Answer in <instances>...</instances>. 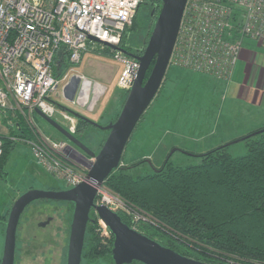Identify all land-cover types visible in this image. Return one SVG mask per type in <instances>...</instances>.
Returning a JSON list of instances; mask_svg holds the SVG:
<instances>
[{
  "label": "built area",
  "instance_id": "obj_1",
  "mask_svg": "<svg viewBox=\"0 0 264 264\" xmlns=\"http://www.w3.org/2000/svg\"><path fill=\"white\" fill-rule=\"evenodd\" d=\"M142 2L0 0V110L21 115L32 129L37 110L53 119L59 113L74 132L76 119L58 108L54 97L63 95L65 85L77 75L80 84L73 104L89 111L96 108L105 88L98 92L99 84L75 73L74 66L99 45L108 47L91 38L121 47L122 35ZM246 38L264 45V0H188L170 65L230 79ZM114 52L123 65L118 86L128 92L140 63L120 50ZM26 141L37 164L69 188L87 182L88 167L73 161L69 141L50 137ZM3 149L0 138V157ZM95 203L117 213L127 210L124 201L105 186L99 188ZM100 223L109 235V229Z\"/></svg>",
  "mask_w": 264,
  "mask_h": 264
},
{
  "label": "rangeland",
  "instance_id": "obj_2",
  "mask_svg": "<svg viewBox=\"0 0 264 264\" xmlns=\"http://www.w3.org/2000/svg\"><path fill=\"white\" fill-rule=\"evenodd\" d=\"M152 12L150 5L138 9L136 15L141 21L140 28L133 31L128 27L124 31L129 36L128 44L131 48H139L148 41L154 26L151 22ZM243 48L258 54L261 57L259 62L262 63L260 65L257 61L239 59L234 67V75L229 81L188 69L171 71L161 94L154 99L144 119L135 129L125 149L124 160L130 162L149 158L155 166H159L171 155L174 163L186 165L192 161L187 155L188 151L202 153L233 140L216 143L213 140L216 131L220 135L238 129L246 133L263 126L264 76L263 80L258 82L256 73L264 69V45L257 40L246 38ZM100 50L106 51L105 48L96 47L83 57L80 64L74 66L75 73L83 74L99 84L98 92L105 88L95 111L67 101L62 93L54 97L53 102L60 109L66 108L101 126H107L117 118L128 92L118 86L123 65L116 60L114 53L103 54ZM251 74H254V78ZM259 103L262 105L257 108L255 104ZM54 118L69 128L70 123L59 113ZM34 122V133L31 134L27 130V138L18 133L16 145L9 150L1 164L0 215L6 214L14 202L29 190L69 188L64 180L58 179L37 164L31 145L26 141L31 135L33 138L30 140L36 142L42 137L55 140L65 138L38 114L34 116ZM0 136L13 138L1 117ZM106 136V131L97 129L84 139V144H88L92 151L98 152L99 144ZM234 149L236 154L244 152L243 147L237 144ZM148 170L151 171L150 166L147 167ZM142 172V168L133 170L134 175ZM73 210L71 204L63 202L40 201L31 205L20 221L15 264H66ZM50 217L53 218L52 222L46 227H40V224L46 223ZM5 232L6 228L1 229L0 264ZM82 264L86 262L82 261Z\"/></svg>",
  "mask_w": 264,
  "mask_h": 264
},
{
  "label": "trees",
  "instance_id": "obj_3",
  "mask_svg": "<svg viewBox=\"0 0 264 264\" xmlns=\"http://www.w3.org/2000/svg\"><path fill=\"white\" fill-rule=\"evenodd\" d=\"M151 7H157L158 14L159 2L155 1ZM140 22L136 15L131 30L140 28ZM151 22L154 23L153 17ZM127 35L125 32L120 46L129 50L132 48ZM98 47L105 48L106 51L100 50L103 54L115 53L108 47ZM172 67L156 97L169 80ZM17 116L0 110L3 123L13 134L12 139L0 136L4 143L0 169L6 154L16 145L18 133L25 138L27 130L34 133L26 120ZM97 129L85 120L77 119L73 134L84 142ZM30 137L32 140L33 136ZM105 139L100 142L99 150ZM236 144L243 147L242 154L235 153ZM187 155L192 161L186 165L174 163L170 155L159 166L149 158L126 162L123 157L121 167L104 184L126 204V211H118L123 222L163 246L204 263L264 264V125L230 143L202 153L188 151ZM149 166L151 171H147ZM138 168L143 172L134 175L133 170ZM10 210L0 215V232L6 228ZM90 217L83 261L86 264H115L113 235L109 230V235L104 233L95 211ZM132 264L143 263L135 261Z\"/></svg>",
  "mask_w": 264,
  "mask_h": 264
},
{
  "label": "water",
  "instance_id": "obj_4",
  "mask_svg": "<svg viewBox=\"0 0 264 264\" xmlns=\"http://www.w3.org/2000/svg\"><path fill=\"white\" fill-rule=\"evenodd\" d=\"M160 4L153 9L154 26L140 55L129 53L126 49L109 45L96 38L93 41L105 44L113 50H120L140 63V68L123 107L115 121L107 126H101L90 119L70 112L76 119L85 120L98 129L108 132V135L98 153L89 149L71 131L57 120L45 115L40 110L36 113L51 127L58 131L70 147L80 152L85 158H93L88 166V179L75 187L64 190H29L19 197L10 210L6 224L4 251L1 264H15L17 233L20 220L26 209L40 201L69 203L73 206V216L70 226L67 262L66 264H82L90 214L95 211L100 221L109 229L114 237L112 258L115 264H208L181 255L150 239L136 229L125 224L119 213L105 205H97L98 190L104 186L106 179L121 167L125 149L140 120L159 93L167 72L176 41L180 32L184 11L188 0H157ZM154 66L147 78V74ZM80 78L71 77L63 89V97L73 103L79 88ZM50 218L40 227L51 222Z\"/></svg>",
  "mask_w": 264,
  "mask_h": 264
},
{
  "label": "crops",
  "instance_id": "obj_5",
  "mask_svg": "<svg viewBox=\"0 0 264 264\" xmlns=\"http://www.w3.org/2000/svg\"><path fill=\"white\" fill-rule=\"evenodd\" d=\"M245 60V61H257L260 65H261V63L259 62L260 60H261V57H259L258 56V54H256V53H253V52H250V51H248V50H246V49H243V51H242V54H241V57H240V60ZM239 60V61H240ZM244 62V61H243ZM241 64H242V61H241ZM243 67H244V64H243ZM175 69H182V68H178V67H172V69H171V71H174ZM171 73V72H170ZM264 74V69H262V70H260V71H258L257 73H256V75H257V77H258V82L260 81V80H263V75ZM83 75V74H82ZM232 75H234V74H232ZM232 75H231V77H232ZM237 75L239 76V78H240V75L237 73ZM85 76V75H84ZM251 77L252 78H254V74H251ZM231 79V78H230ZM230 79H227L228 81L230 80ZM263 82V81H262ZM97 91H100V86H98L97 87ZM255 103H257V102H255ZM256 105V107L257 108H259V107H261V105L262 104H255ZM259 106V107H258ZM93 111H95V109L93 110ZM215 135V138L213 139L214 141H216V143H225V142H227V141H229V140H231V139H234V138H236V137H239V136H241V135H243L244 134V130H241V129H238V130H233L232 132H230V133H227V134H225V135H220L217 131L214 133Z\"/></svg>",
  "mask_w": 264,
  "mask_h": 264
},
{
  "label": "flooded vegetation",
  "instance_id": "obj_6",
  "mask_svg": "<svg viewBox=\"0 0 264 264\" xmlns=\"http://www.w3.org/2000/svg\"><path fill=\"white\" fill-rule=\"evenodd\" d=\"M155 1H157V0H143V2H142V4H141V6H146V5H150V6H152L154 3H155ZM158 2V1H157ZM144 45H145V43L144 44H142V46L141 47H139V48H136V49H129V50H127L129 53H132V54H136V55H140V54H142V49H143V47H144ZM78 137V136H77ZM78 139L81 141V142H83L79 137H78ZM84 143V142H83ZM87 146V145H86ZM88 147V146H87ZM89 148V147H88ZM89 149H91L92 150V148H89ZM94 151V150H93ZM95 152V151H94ZM99 152V151H98ZM98 152H96V153H98ZM69 153H70V155H71V157H72V159H73V161L77 164V165H79V164H81V165H84V166H86V167H88L91 163H90V160H89V158L87 159V158H85L80 152H78V151H76V150H74L73 148H69ZM35 204V203H34ZM33 205V204H32ZM30 207V206H29ZM28 207V208H29ZM27 208V209H28ZM26 209V210H27ZM24 214V213H23ZM51 218V217H50ZM49 218V219H50ZM22 219V218H21ZM48 219V220H49ZM47 220V221H48ZM52 220H53V218H52ZM52 220H51V222H52ZM21 221V220H20ZM46 221V222H47ZM50 222V223H51ZM49 223V224H50ZM49 224H47L46 226H48ZM19 225H20V223H19ZM45 226V227H46ZM18 229H19V227H18Z\"/></svg>",
  "mask_w": 264,
  "mask_h": 264
},
{
  "label": "clouds",
  "instance_id": "obj_7",
  "mask_svg": "<svg viewBox=\"0 0 264 264\" xmlns=\"http://www.w3.org/2000/svg\"><path fill=\"white\" fill-rule=\"evenodd\" d=\"M92 81V80H91ZM72 115V114H71ZM75 118V117H74ZM76 119V118H75ZM76 122H77V119H76ZM60 123V122H59ZM61 124V123H60ZM65 127V126H64ZM68 129V128H67ZM69 130V129H68ZM70 131V130H69ZM73 133V132H72ZM66 140V139H65ZM68 141V140H67ZM67 189H69V188H67ZM64 190V189H63Z\"/></svg>",
  "mask_w": 264,
  "mask_h": 264
}]
</instances>
